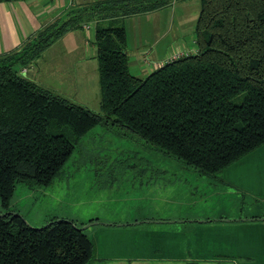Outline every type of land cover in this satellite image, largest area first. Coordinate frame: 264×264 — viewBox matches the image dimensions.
<instances>
[{
  "label": "trees",
  "instance_id": "obj_1",
  "mask_svg": "<svg viewBox=\"0 0 264 264\" xmlns=\"http://www.w3.org/2000/svg\"><path fill=\"white\" fill-rule=\"evenodd\" d=\"M172 1L95 2L0 54V213L10 210L17 184H51L98 125L128 131L213 177L264 144V0H198L195 52L137 76L129 68L124 26L99 19ZM90 20L96 22L99 111L20 71L65 30ZM81 225L53 219L35 228L8 213L0 217V264H92L95 242Z\"/></svg>",
  "mask_w": 264,
  "mask_h": 264
},
{
  "label": "rangeland",
  "instance_id": "obj_2",
  "mask_svg": "<svg viewBox=\"0 0 264 264\" xmlns=\"http://www.w3.org/2000/svg\"><path fill=\"white\" fill-rule=\"evenodd\" d=\"M181 5L174 8L172 17L170 9L164 10L163 21L158 18L159 13L152 16L140 12L141 15L136 13L137 15L128 16L122 21L126 30V46L132 52L137 51L136 48L142 43L147 47L155 46V49L165 48L172 43L171 33L177 28V16L182 14L185 19L182 25L185 28L183 31L186 33V43L194 49L191 34L199 2L188 0L186 6L183 4L185 7ZM179 7L185 8L183 13ZM112 21L101 23L107 25ZM88 22L93 32L96 22ZM163 27L164 37L157 41L156 32ZM68 40L72 42V38L60 40L43 58L37 56L34 62L28 63L20 71L23 75L37 78L40 82L70 94V83L74 82L77 90L75 93L73 91L74 98L99 111L97 59L92 56V49L89 48L86 60H78L80 56L77 51L83 46L76 42L69 45ZM72 48L78 50L71 52ZM153 56L155 61L165 57L160 59L159 55ZM62 65L69 70L61 68ZM73 67L76 68L75 73L69 74ZM129 68L133 74H137L135 64H131ZM222 174L223 172L217 177L202 175L193 168L166 157L128 131L98 125L77 145L71 158L51 184L34 187L17 184L8 211L22 215L33 227H40L53 219H71L83 225L91 220L99 221L84 229L95 242L97 259L92 264H188L171 257L174 255L168 251L155 249L158 245L164 246L166 239H175V236H159L151 232L176 227L165 224L164 216H172L169 220L175 223L180 220L176 218L177 215L184 212L207 211L212 214L225 207L236 210V206L243 203L248 206L254 204L250 198L242 199L241 196L221 192L218 183H221ZM142 220L162 221L136 223ZM136 229L140 232L129 233ZM133 245L135 250L130 251ZM199 261L203 264H232L224 260Z\"/></svg>",
  "mask_w": 264,
  "mask_h": 264
},
{
  "label": "crops",
  "instance_id": "obj_3",
  "mask_svg": "<svg viewBox=\"0 0 264 264\" xmlns=\"http://www.w3.org/2000/svg\"><path fill=\"white\" fill-rule=\"evenodd\" d=\"M99 1L102 0L0 1V54L19 48L25 42L33 38L42 27L55 21L61 22L66 19L68 12L72 13L78 8ZM187 2L188 0H173L166 6L163 5L157 9L146 11L141 14H151L153 16L159 13L158 18L160 17L163 21L162 13L164 14V10L169 11L170 9L172 17L174 8H176L178 4H182L181 7L183 4L186 6ZM181 7H179L180 12L183 13L185 8ZM134 15L135 14H133V16ZM128 16L131 17L132 14ZM128 16L120 17V19H111L107 17L104 18V20H99H101V22L113 20L112 22L118 21L122 23ZM177 17V28L171 33L170 40L172 43L167 44L165 48L155 49V46L147 47L142 43L136 48L137 51L134 50L132 52V50L126 46L129 66L131 64L136 65L138 71L136 74L137 76L144 77L156 68L154 65L156 61L153 54H156V56L159 55L161 59L175 50H189L192 53L195 52L196 47L193 49L185 40L186 33L183 31L185 28H183L182 25L184 24L183 21H185L184 15L182 16V14H179ZM71 34L75 35L72 36ZM93 36L94 30L93 32L91 31L89 22H82V25L78 27L65 30L59 38L44 49L45 51L41 53L40 58H43L46 52L57 42L65 38H72V42H76L79 46H83L81 50L77 48H72L71 50V52L78 50L77 55L80 56L78 60H86L87 53L90 49H92V56L94 57L95 46L91 44V38H93ZM155 37L157 41H159L161 37H164V27L156 32ZM67 42L70 43L69 45L72 43L69 42V40ZM191 42L195 44L194 34H191ZM56 62L57 59L54 63L56 64ZM61 68L69 70L66 69L65 65ZM74 70H76L75 67L71 68L68 73L74 74ZM33 79L40 82L37 78ZM41 83L54 88L43 81H41ZM70 87H72V94L62 89L54 88V90L87 106V104L81 100L78 101L74 98V93L75 91L77 92L76 88H74V82L70 83ZM221 178V183H218L221 192L238 195L241 196L242 199L245 197L250 198L251 202L257 206L254 204L251 206L245 205L243 203L244 200H242L241 203H243V205L236 206V210L235 208L232 210L225 207L212 214L207 211L184 212L178 214L176 217L184 221L178 220L175 223L167 222L172 216H164L165 224L176 227H173L172 230L167 228L166 231H153L151 233L153 235L156 234L166 237L171 235L176 238L172 240L166 239L163 243L164 246L158 245L155 248L156 251H168V253L174 255L171 257L186 261L188 264H203L200 263L199 260H203V262L224 260L232 264H264V144L227 166L223 170ZM201 219L207 221H197ZM135 232L140 231L137 229L129 231L130 234H134ZM141 233H144V231H141ZM145 233H148V231H145ZM168 242H170V244H168ZM129 250L134 251L135 245L130 247ZM173 252L175 254H173ZM237 258H242V260H237Z\"/></svg>",
  "mask_w": 264,
  "mask_h": 264
},
{
  "label": "water",
  "instance_id": "obj_4",
  "mask_svg": "<svg viewBox=\"0 0 264 264\" xmlns=\"http://www.w3.org/2000/svg\"><path fill=\"white\" fill-rule=\"evenodd\" d=\"M8 213H12V214H17V215H19V216H21L22 217V215H20V214H18V213H15V212H12V211H4V212H1L0 213V217H2V216H4V215H6V214H8ZM23 218V217H22ZM24 219V218H23ZM55 220H61V219H55ZM223 220H230V219H223ZM25 221V220H24ZM160 222V221H162V220H142V221H139V222H136V223H142V222ZM170 222L171 221H173V220H169ZM180 221H184V220H180ZM197 221H199V222H204V221H207V220H204V219H201V220H197ZM26 222V221H25ZM99 221H89L87 224H85V225H81V226H77V228H79V229H85L87 226H89V225H91V224H96V223H98ZM27 223V222H26ZM49 223H51V221L50 222H48V223H46L45 225H42V226H46L47 224H49ZM28 224V223H27ZM74 226H76V225H74ZM33 227V226H32ZM35 228H41V226L40 227H35Z\"/></svg>",
  "mask_w": 264,
  "mask_h": 264
},
{
  "label": "built area",
  "instance_id": "obj_5",
  "mask_svg": "<svg viewBox=\"0 0 264 264\" xmlns=\"http://www.w3.org/2000/svg\"><path fill=\"white\" fill-rule=\"evenodd\" d=\"M191 53L189 50H175L174 52L168 54L164 59L154 62L155 67H160L168 61L176 59L180 56Z\"/></svg>",
  "mask_w": 264,
  "mask_h": 264
}]
</instances>
